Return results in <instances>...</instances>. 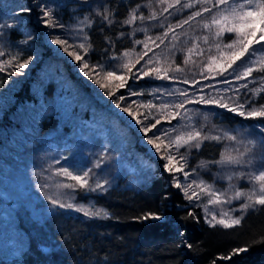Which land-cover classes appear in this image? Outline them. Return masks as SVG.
<instances>
[{
  "label": "trees",
  "instance_id": "obj_1",
  "mask_svg": "<svg viewBox=\"0 0 264 264\" xmlns=\"http://www.w3.org/2000/svg\"><path fill=\"white\" fill-rule=\"evenodd\" d=\"M147 3L148 0H12L0 3V16L3 14L7 18L16 11L21 12L22 6L32 9L26 26L11 25L4 37L7 42L26 40L27 45L20 49L22 59L29 56L36 58L27 76L19 82L12 79L14 70H4L1 76L3 88L10 93L11 101H3L0 112V235L7 230V219H10L15 230L13 234L19 233L22 239L15 236L14 242L19 247L16 256H8L3 253L5 250L0 249V264H213V261L216 264H264V242H259L264 237V207L249 210L238 227H210L200 207L190 204L184 193L172 186V174L164 171L160 154L146 141L143 144L136 141L139 138L137 129L111 108L115 103L104 89L89 77L79 75L77 63L69 60L68 56H58L55 49L45 42L53 35H60L67 38L70 44L79 43L78 21H83L85 16L93 21L92 26L85 27L83 32L92 45L86 57L90 64L103 63L112 53L119 55L125 50H131L130 53L139 51L141 45L134 46L133 41H144L145 33L136 31L138 28L146 27L148 35L165 39V43L158 48L161 65L182 68V72H169L176 79L151 81L145 77L140 80L131 78L125 88L115 89L117 99L119 96L126 97L122 107L132 105L131 111L140 114H146L147 107L140 103L145 104L147 91L153 87L151 83H154V89H162L161 85L168 86L171 91L188 89L192 99L198 100V93L206 95L211 92L215 97V91L209 88L200 91L198 85L191 83L192 80L200 85L212 84L214 88L221 86L219 89L239 86L243 82L233 81V85H224L217 83L221 77L209 73V55H219L214 47L209 50L210 45L222 43L223 37L220 41L212 40L211 33L203 30L197 21L176 29L177 33L187 35L181 36L174 47L169 43L171 37L163 36L164 28L160 27L163 18L136 21L133 25L122 23L128 17L130 8ZM41 4L51 8L54 17L66 27L49 29L40 23ZM104 5L115 10L112 25L105 23L94 11ZM152 7L160 10L155 0H152ZM191 11L185 9L163 20V23L176 24ZM140 12L147 16L150 9L141 7L137 15ZM22 30L28 33L24 34ZM121 32L125 35L120 36ZM204 35L209 36V42L197 40L198 47L193 48V38ZM105 37L114 42L115 47ZM188 49L193 51L189 53ZM205 76L207 80L203 78ZM184 79H188L189 83H183ZM11 84L17 85L14 87ZM130 92L143 94L130 95ZM156 94L165 95L164 92ZM243 95L241 91V102ZM100 98H106L108 103L104 104ZM173 99L175 103L182 100L178 96ZM263 101L264 94L257 104ZM185 108L189 110L187 119L177 117L170 122L162 119L158 127H176L186 131L188 129L184 125H190L216 135L227 130L234 132L235 124L240 122L259 121L245 120L216 104L193 102L186 104ZM138 118L143 119V115ZM149 122L155 123V119L150 117ZM76 131H98L100 135H105V144L99 147L101 138L96 135L94 144L90 145L92 151L107 146L100 168L93 167L96 155L94 159H81L75 152L71 153L70 160L63 158L57 163L60 159L58 152L69 141H74ZM122 139L127 141L125 148L120 146ZM226 143L227 140L205 141L200 149H191L188 165H194L201 174L210 176L215 165L201 168L200 162L218 160ZM180 151L184 153L187 150L181 148ZM65 164L67 168L73 166L80 171L92 169L90 183L94 186V178L99 174L100 180L108 181L106 190L88 192L79 188L58 187L65 177L54 172L56 168L66 167ZM43 185L48 187L43 188ZM58 189L68 192L72 203L104 209L110 216L86 217L83 212L73 209L58 206L53 209L45 197L55 198L53 193ZM189 210L196 214V219L188 217ZM148 212H155L162 218L136 219ZM185 242L193 247L188 248ZM244 245H250L248 251L230 260L220 259L233 248Z\"/></svg>",
  "mask_w": 264,
  "mask_h": 264
},
{
  "label": "snow or ice",
  "instance_id": "obj_2",
  "mask_svg": "<svg viewBox=\"0 0 264 264\" xmlns=\"http://www.w3.org/2000/svg\"><path fill=\"white\" fill-rule=\"evenodd\" d=\"M155 4L159 7V11L152 7V0H148L146 5L136 4L135 7L129 9L128 17L122 21L123 24L133 25L136 21H157L168 20L169 17L182 13L185 9L192 10L190 14L185 18L179 20L176 24H164L161 20L160 27L164 28L163 36L165 38L171 37V43L174 47L175 42H178L186 33H177L176 29H182L190 22L197 21L199 26L206 32L211 33L212 40L220 41L224 37L225 33L235 35V39L229 44H222L220 42L210 45L214 47L218 56L209 55V64L207 65L209 73L215 71V75L221 77L217 83L224 85H233V81L239 83V86L225 87L223 89L214 88L212 84L200 85L198 81L192 80V84L198 85L200 91L203 88L213 89L215 91V97L209 92L206 95H201L198 100H193L189 95L188 89L176 88L174 91H168L167 89H155L154 92H164L167 96H178L182 100L178 103L168 104L160 103L159 105L153 104L151 101L146 105L149 109L147 114H140L138 112L131 111L132 105L122 107L121 101H124L126 97L119 96L118 99L114 96L115 89L125 88L129 78L140 80L143 77L152 76L155 74L157 79L170 80L176 79V77L170 76L169 72H182L183 69L177 66L175 69L170 67L151 68L149 71H143L144 65H151L155 59L159 61V57L153 54V57H149V53L153 52V47L159 48L165 43V39H159V43L148 35V28H138L136 31H143L145 33V40L150 42L153 47H149L148 43L141 40H134L135 45H144V50L138 54V59L135 64L131 63L127 58L131 50H125L123 53L117 55L112 53L108 60L103 63L90 64L87 54L92 50V45L88 43V36L85 33L80 38L79 43L70 44L67 38H61L60 35H53L51 43L63 48L64 52L72 58V60L78 62L79 71L84 76L89 77L95 84L99 85L101 89H104L106 95L111 97L115 103L116 108L121 109L123 113H127L129 117L139 126L138 131L143 134L142 139H146L148 145H151L157 154H160L161 160L164 161L163 169L165 172L172 174V186L179 189L184 193V197L191 204L194 200H199L201 196L207 195V204L203 205L205 210V222L210 227L221 226L224 229H232L242 224L245 215L250 209L255 210L258 206L264 207V170L258 173H233L224 179L229 182L232 181L235 176L237 179L245 178L246 176L253 184L252 189L245 192L240 188H237L233 184H229V188L224 192L218 191L213 185L208 184L203 179H191L190 176L197 175V169L192 168L191 172L188 169V158L190 150L200 149L205 141L221 142L224 140L233 142L235 144L244 143L245 147L241 151L238 147L225 148L220 153V159L213 161H201V168H208L210 165H222V166H242L248 167L254 166V160L250 159L253 149L257 143L255 140H239L238 135H233L231 132L225 131L222 134L212 135L210 132L205 133L201 129L192 127L190 125H184L185 129L179 130L176 127H170L168 129H162L158 127L161 124V119L171 121L177 117L187 119L188 109L185 108L186 104L197 102L200 104H216L219 108L238 115L245 120H259L254 127L258 128L261 133H264V104L257 106V100L264 94V76L259 79L261 81L258 87L249 88V84L252 83L250 79L253 71L264 72V0H155ZM42 16L39 17V22L46 28L64 29L66 26L59 22L53 15V10L49 7L42 6ZM141 7H147L150 9V14L145 16L143 12L137 15V10ZM195 9V10H193ZM21 12L30 13L32 9L30 7H21ZM96 15L108 25H112L114 20V9H110L107 5H104L101 9H94ZM167 14V15H165ZM207 14H210V19H203ZM200 18V19H198ZM92 19L88 16L84 17L83 21H78V27L81 32H84L85 27L92 26ZM66 35V34H65ZM120 36H124L123 32L119 33ZM112 47H115V43L108 37ZM197 40H203L205 43L209 42V36L193 38V48H197ZM21 43H24L22 41ZM74 49L70 51L69 49ZM193 49H188L191 53ZM203 51V50H201ZM83 53V55L81 54ZM5 55L4 52H0V56ZM147 58V59H146ZM246 58V60H242ZM33 57L29 56L23 61L20 60V54L16 53L12 55L9 60H0V71H4V66H14L15 69H25L29 66ZM144 61V65L140 68H136L137 64H141ZM240 62L239 64L237 62ZM185 63H188V57L185 58ZM243 67V70L237 75V69ZM135 68V72L133 69ZM111 69V70H106ZM117 71H127L129 76L117 75ZM161 73H164L161 75ZM102 74L103 81L99 78ZM203 74V70L201 72ZM231 77V79H229ZM207 80L208 77H203ZM112 81H118V83H110ZM185 84L189 83L188 79L182 81ZM241 89L247 91L243 95V102H241ZM130 95H142L143 93L130 92ZM196 95V93H193ZM218 97V98H216ZM231 105V106H230ZM175 111H170V109ZM152 109H156L157 114L161 116V119H156L152 113ZM167 113V114H166ZM183 113V115H182ZM143 115V119L138 118ZM151 119H155V123L149 122ZM151 133V134H150ZM159 133V135H157ZM167 141V143H165ZM264 142V141H262ZM250 145V146H249ZM163 146V152H162ZM181 148L186 149L184 153H181ZM105 153L100 154V158L94 163V168H100L104 163ZM58 163V161H57ZM182 173L184 181L181 182L177 174ZM55 175L64 176L69 178L74 183L60 184L61 188H79L88 192L105 191V185L108 181H97L94 186L90 183V177L93 174L92 169H88L77 174L76 172L69 170V168H56ZM258 185V188H257ZM43 188H47L48 185H43ZM231 192V195L228 193ZM190 193V194H189ZM49 200L52 208L74 209L76 212H83L86 217H102L107 218L110 213L104 209H93L82 204H74L71 202H62L52 196H46ZM239 208L230 207L228 210H224L225 205H231L234 200H241ZM208 205L214 207L219 206L221 211L217 213L209 212ZM239 212L240 215L233 216L234 212ZM188 217L196 219V214L189 210ZM162 217L155 212H148L136 219L142 220H159ZM183 235V233H181ZM259 242H264V237ZM186 243L188 248H192L193 245ZM250 245H244L242 247L233 248L227 256H221L220 259L230 260L233 256L239 255L248 251ZM213 264H216L213 261Z\"/></svg>",
  "mask_w": 264,
  "mask_h": 264
},
{
  "label": "rangeland",
  "instance_id": "obj_3",
  "mask_svg": "<svg viewBox=\"0 0 264 264\" xmlns=\"http://www.w3.org/2000/svg\"><path fill=\"white\" fill-rule=\"evenodd\" d=\"M9 1L12 2V0H0V3L2 4L4 2H9ZM207 18L210 19V14H207L205 17H203V19H207ZM28 21H29L28 13H23V12H17L16 11L11 16L9 15V18H7L3 14L0 16V52L5 53V55L0 56V60L7 61L10 59V57L12 55H15L18 52L20 54V60L23 61L22 52L20 53V49L27 45L26 40H19V41H15V42L8 40V42H7V40L4 37V33H6L7 29H10L11 25H16V26L19 25L20 28H23V26H26L25 24H27ZM25 29H27V28L25 27ZM22 32L24 34L28 33V31H24V30H22ZM78 33L80 35V38H82V36L84 35L83 32H81L79 30ZM38 34H41V32H38ZM149 36H151L153 39H155L156 43H159V39H157V38L162 39L161 36H157V35L155 37L152 35H149ZM43 39H44V37H43ZM233 39H235L234 34L225 33L222 43L225 45L229 44V43H231V41ZM22 41H24V43H21ZM42 41L44 42V40H42ZM144 41L146 43H148L149 47H153L150 42L146 41L145 39H144ZM45 42H46V44H48L49 46H51L55 49L58 56H68V54L66 52H64L63 48H61L58 45L52 44L51 39H49V40L47 39ZM140 45L141 46L139 47V51H134V52L129 53V57L127 58L133 64H135L134 61L136 60V57L138 56V54L144 50V45L143 44H140ZM158 52H161V51H159L158 48L153 47V52L149 53V57H153V54H156L159 57L158 62L154 59L153 63L151 65H144V61H141V64H139L138 66L136 65V68H140L141 65H144L143 71H149L151 68L163 67L161 65L162 59H161V56L159 55ZM68 57H69V60H72V58L70 56H68ZM242 60H246V58H242ZM35 61H36V58H33L32 61H30L29 66L25 69L17 70L14 68V66L5 65L4 70L10 71V72L14 70L13 74H12V79L19 82L20 81L19 79H21V78L24 79L27 76L30 68L34 65ZM72 62H75L78 65L77 61L72 60ZM237 63L239 64L240 62L238 61ZM77 70L79 71L78 66H77ZM242 70H243V67L237 69L236 74L238 75ZM133 71L135 72V68L133 69ZM2 72L3 71H0V112L2 110L1 109L2 108L1 103L5 100L11 101L10 93L7 91V89L3 88L4 83H2V81H1ZM213 73H215V71H213ZM80 74L82 75L83 73L79 72V75ZM163 74L164 73H161V75H163ZM117 75L129 76V73L127 71H122V72L117 71ZM261 76H264V72L253 71L252 77L250 78L252 80V83L249 84V88L258 87L261 83V81L259 79ZM145 78H147L148 80H151V81L160 80V79L156 78L155 74H153L152 76L145 77ZM101 79L103 80V77H101ZM130 79L131 78H129L128 81ZM244 82H246V81H243L242 83H244ZM110 83L114 84V83H118V81H112ZM11 85H13V84H11ZM15 85H17V84H15ZM15 85H13V86L15 87ZM151 86H153V87L149 88L147 91V98L145 99V104L143 102L140 103V104H142V106L145 105V107H146V105L150 101L155 105H159L160 103H168V104H174L175 103V101L173 99L174 96H167V95L157 96V94H156L157 92L153 91V90H155L154 89V87H155L154 83H151ZM14 87H11V88H14ZM161 88L167 89L168 91H171V89L168 86L161 85ZM219 88H221V86L217 87V89H219ZM241 91L245 93L247 90L241 89ZM201 95H204V94L198 93L199 97ZM100 100L104 104L108 103V100L106 98H100ZM263 102L260 104H264ZM121 103H122V101H121ZM257 106H259V104H257ZM111 108L114 109L115 112L118 113L122 118H124V120L126 122H128L133 128L137 129V132L139 134V138H137L136 141H138L142 144L145 143L146 139H142L143 134L138 131L139 126L135 124V122L131 119V117H129L127 114L123 113L122 108L118 109V108H116L115 105H113ZM174 110H175L174 108L170 109V111H174ZM151 111H152L153 115H155V117L158 118L160 116L159 114H157L156 109H152ZM148 112H149V109L146 108V114ZM158 119H161V116ZM258 122H260V121H251V122H247V123L240 122L239 124H235L234 132L231 130H227L228 132H231L233 135H237L239 133L240 134V135H238L239 140H243V141L255 140V141H257V143L253 149V152H252L251 156L249 157L250 159L254 160V166L253 167H248L246 165H242V166L215 165V168L213 170H211L209 173L210 176H205V175L201 174L200 170L197 169L198 176L194 174V175L190 176L189 180H191V179H203L208 184L213 185L220 192H224L226 189H228L230 183L235 185L237 188H240L241 190H243L245 192L252 189L253 184L250 182V180L248 179L247 176L245 178H242V179H237L234 176L231 182H229L227 179H224V177L232 175L234 172L235 173H239V172H245V173L255 172V173H258L259 171L264 170V142H262V141H264V133H261L258 128L254 127V125ZM101 128H102V126H101ZM110 132L112 133V130ZM103 133H106L104 129H103ZM103 133L100 135L98 133V131H95L92 133L91 132H88V133L82 132L81 133L79 131H76V134L73 137L74 141H69L64 146V148L58 152V156L60 159L57 161H61V159H63V158L70 160V156H71L72 152H75V154L78 157H80L81 159L82 158H90V157H93V159H94V155H96L97 159H95V161H97L98 158L100 157V154L104 150L107 149V146L104 148H96L95 150L92 151L90 149V145L94 144L93 138L96 137V135H99V137L101 138L99 147L101 146V144H105V139H104L105 135ZM131 140H132V138H131ZM227 142L228 143H226L224 145V148H225V146L234 147V148L238 147L241 151H243V148L245 147L244 143L235 144V143L230 142V141H227ZM120 146H121V148H125V146H127V141H125V140L121 141ZM128 152H129V150L127 151V153ZM66 167H67V165H66ZM192 168H194V165L193 166L188 165V169H186V170L191 172ZM69 170H72V171L76 172L77 174H82V172L87 170V169L80 171L78 168H75L72 166V167H69ZM98 175L99 174H97L94 178V185L97 181L103 182L102 180H100L101 176L99 177ZM177 177L181 182L184 181V177H183L182 173L177 174ZM66 183H74V182L71 181L69 178L65 177V179L61 180V184H66ZM257 188H258V185H257ZM54 191H56V190H54ZM228 194L231 195V192H229ZM53 195L55 198L61 200L62 202H65V203L71 202L72 203L70 195H68V192H64L63 189H58L56 192L53 193ZM207 200H208V196L204 195V196H201V198L199 200H194L191 202L192 204L198 205L200 207L201 211L204 214V217H205V210H204L203 205L207 204ZM242 202H243V198H241V200H238V201L234 200V201H232V204L230 206L225 205L224 210H228L230 207L238 209L240 203H242ZM85 206H88V205H85ZM208 209H209V212L217 213V214L221 211V208L219 206L214 207L213 205H208ZM238 215H240V213L238 211L233 213V216H238ZM7 222H8L7 228H6L7 230H5L4 234L0 235V249L5 250V251H3V253H5L8 256H16L19 254V250H18L19 247L18 246L16 247V243L14 242L15 236L16 237L18 236L19 239H22V236L19 233H16V235H14L13 231H15V230L13 229L12 221L10 219H7ZM0 253H2V252L0 251Z\"/></svg>",
  "mask_w": 264,
  "mask_h": 264
}]
</instances>
